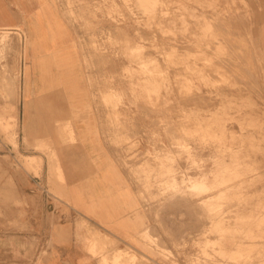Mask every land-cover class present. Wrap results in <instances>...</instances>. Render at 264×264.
Instances as JSON below:
<instances>
[{
    "label": "rangeland",
    "instance_id": "obj_1",
    "mask_svg": "<svg viewBox=\"0 0 264 264\" xmlns=\"http://www.w3.org/2000/svg\"><path fill=\"white\" fill-rule=\"evenodd\" d=\"M65 6L93 15L74 19L87 30L100 27L99 34L87 33L83 51L88 66L111 67L98 90L133 96L124 115L116 112L121 98L103 104L115 112L111 143L123 151L121 165L149 223L139 235L141 253L116 250L102 263L264 264V64L251 63V34L242 32L260 1L66 0ZM27 46L19 32L0 33V60L18 62L13 82H4L14 93L21 92L19 60ZM143 104L162 127L149 131L151 152L141 140L148 131L136 128ZM109 245L105 235L96 236L93 253Z\"/></svg>",
    "mask_w": 264,
    "mask_h": 264
},
{
    "label": "crops",
    "instance_id": "obj_2",
    "mask_svg": "<svg viewBox=\"0 0 264 264\" xmlns=\"http://www.w3.org/2000/svg\"><path fill=\"white\" fill-rule=\"evenodd\" d=\"M259 1L260 12L242 31L251 34L252 64H264ZM65 2L0 0V33L19 32L28 43L19 60L20 93L4 88L18 62L0 60V264H103L116 250L142 252L139 235L149 218L121 165L122 149L111 143L115 112L103 104L121 98L116 112L124 115L133 96L98 90L111 67L88 66L83 51L87 33L99 34L100 27L81 26L75 18L93 15ZM140 109L136 128L148 131L141 140L151 152L149 131L162 127L149 106ZM98 234L114 245L95 255Z\"/></svg>",
    "mask_w": 264,
    "mask_h": 264
},
{
    "label": "bare ground",
    "instance_id": "obj_3",
    "mask_svg": "<svg viewBox=\"0 0 264 264\" xmlns=\"http://www.w3.org/2000/svg\"><path fill=\"white\" fill-rule=\"evenodd\" d=\"M201 22V21H200ZM205 24H206V22H204ZM208 23V22H207ZM208 24H206V27L208 28V26H207ZM210 27V26H209ZM209 29V28H208ZM159 41V40H158ZM148 54V53H147ZM164 101V100H163ZM214 194V193H213ZM183 200V199H182ZM184 202V201H183ZM186 202V201H185ZM182 203V202H181ZM172 207V206H171ZM173 208V207H172ZM198 210V209H197ZM193 211V210H192ZM239 215V214H238ZM238 218V217H237ZM151 234V233H150ZM144 235V234H143ZM96 238V237H95ZM94 240V239H93ZM97 239H95V241H96ZM94 244H97V243H95L94 242ZM95 248H96V246H95ZM121 252V251H120ZM116 258H119V255L117 254L116 255ZM120 262V261H119Z\"/></svg>",
    "mask_w": 264,
    "mask_h": 264
}]
</instances>
